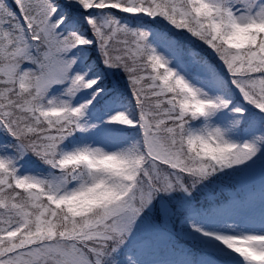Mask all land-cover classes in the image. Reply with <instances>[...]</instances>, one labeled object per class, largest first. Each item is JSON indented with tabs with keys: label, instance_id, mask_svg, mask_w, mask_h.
I'll return each mask as SVG.
<instances>
[{
	"label": "snow or ice",
	"instance_id": "6c2138e0",
	"mask_svg": "<svg viewBox=\"0 0 264 264\" xmlns=\"http://www.w3.org/2000/svg\"><path fill=\"white\" fill-rule=\"evenodd\" d=\"M0 264H264V0H0Z\"/></svg>",
	"mask_w": 264,
	"mask_h": 264
}]
</instances>
